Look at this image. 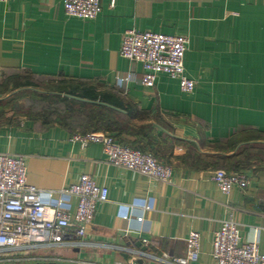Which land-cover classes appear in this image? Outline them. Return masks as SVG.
Wrapping results in <instances>:
<instances>
[{
    "label": "crops",
    "instance_id": "crops-1",
    "mask_svg": "<svg viewBox=\"0 0 264 264\" xmlns=\"http://www.w3.org/2000/svg\"><path fill=\"white\" fill-rule=\"evenodd\" d=\"M91 21L69 17L65 0L0 2V102L32 81L87 84L118 94L154 118L146 152L173 167L171 184L108 164L103 147L82 148L59 124L7 118L0 122V154L23 156L28 182L52 192V206L74 214L77 199L61 190L91 175L109 190L84 238L23 255L16 264H164L186 258L187 238L201 234L200 258L215 264L212 242L227 220L244 241L258 239L264 253V0H101ZM183 35L189 39L184 93L159 74L142 84L143 66L121 57L125 32ZM122 87V80H126ZM40 93H45L40 91ZM86 101V100H85ZM134 149V148H133ZM241 172L250 184L223 194L213 174ZM139 230L135 212L144 205Z\"/></svg>",
    "mask_w": 264,
    "mask_h": 264
},
{
    "label": "built area",
    "instance_id": "built-area-1",
    "mask_svg": "<svg viewBox=\"0 0 264 264\" xmlns=\"http://www.w3.org/2000/svg\"><path fill=\"white\" fill-rule=\"evenodd\" d=\"M13 0H0L11 2ZM69 17L84 21L96 19L102 12L101 0H65ZM189 39L183 35H164L153 32H125L120 48L122 58L139 62L143 66L142 84L153 88L159 74H167L177 80L184 93H193L196 83L186 75L185 56ZM126 80L119 84L122 87ZM74 142L82 148L90 144L103 147L108 164L137 172L165 184H171L173 167L161 163L151 153L123 145L105 132L75 134ZM212 180L223 194L235 188L246 189L250 180L241 172L216 171ZM64 195L77 199L74 214L52 206V192H45L28 182L27 161L23 156L0 154V264L21 263L26 252L47 246L71 244L66 242L73 231L78 239L86 236L93 224L98 208L108 202L109 190L99 186L95 179L84 174L80 180L61 190ZM153 206L144 205L135 212L139 230L145 213ZM186 258H157L164 264H190L200 258L201 234L192 231L187 238ZM215 264H264V253L258 239L244 241L238 224L230 219L215 232L212 242ZM132 264H140L136 258Z\"/></svg>",
    "mask_w": 264,
    "mask_h": 264
},
{
    "label": "trees",
    "instance_id": "trees-1",
    "mask_svg": "<svg viewBox=\"0 0 264 264\" xmlns=\"http://www.w3.org/2000/svg\"><path fill=\"white\" fill-rule=\"evenodd\" d=\"M48 82L51 85L42 90L45 93L31 94L33 105L26 112L27 117L42 120L46 125H62L73 134L105 132L121 144L143 152L152 145L153 129L139 123L151 122L154 118L135 105L125 104L118 94L100 93L87 84L56 80ZM21 87L41 89L37 81L30 79ZM4 103L0 102V122L4 121Z\"/></svg>",
    "mask_w": 264,
    "mask_h": 264
},
{
    "label": "rangeland",
    "instance_id": "rangeland-1",
    "mask_svg": "<svg viewBox=\"0 0 264 264\" xmlns=\"http://www.w3.org/2000/svg\"><path fill=\"white\" fill-rule=\"evenodd\" d=\"M40 85V91L47 89L50 87L51 82L48 81H37ZM39 91V92H40ZM31 92V93H30ZM38 91H20L16 94L12 95L11 97L4 100V104L2 105L4 109L2 112L4 114V121L7 118H25L27 117L26 112L29 111L32 107V93ZM3 102V101H2ZM89 133V132H88ZM81 134V133H80ZM6 264H16V263H6Z\"/></svg>",
    "mask_w": 264,
    "mask_h": 264
},
{
    "label": "water",
    "instance_id": "water-1",
    "mask_svg": "<svg viewBox=\"0 0 264 264\" xmlns=\"http://www.w3.org/2000/svg\"><path fill=\"white\" fill-rule=\"evenodd\" d=\"M68 97H70V96H68ZM81 101H85V100H81ZM86 102V101H85ZM97 103V102H96ZM105 106H107V107H109V108H112V109H115V110H119V109H117V108H115V107H112V106H110V105H107V104H104ZM140 262V264H144V261L143 260H140L139 261Z\"/></svg>",
    "mask_w": 264,
    "mask_h": 264
}]
</instances>
